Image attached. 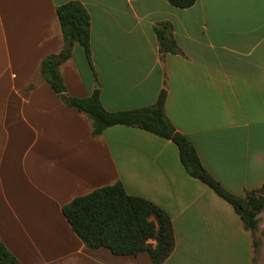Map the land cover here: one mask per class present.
<instances>
[{
    "label": "crops",
    "instance_id": "obj_1",
    "mask_svg": "<svg viewBox=\"0 0 264 264\" xmlns=\"http://www.w3.org/2000/svg\"><path fill=\"white\" fill-rule=\"evenodd\" d=\"M91 19V62L75 43L59 67L67 94L95 90L108 112L149 107L167 119L205 170L246 198L264 189V0H0V241L20 264H153L147 254L87 248L63 215L74 199L122 183L170 217L175 248L162 264H264V213L247 230L233 206L184 168L175 143L134 127L93 134L41 65L64 48L57 7ZM170 24L177 53L156 28ZM258 240V248L255 245Z\"/></svg>",
    "mask_w": 264,
    "mask_h": 264
},
{
    "label": "trees",
    "instance_id": "obj_2",
    "mask_svg": "<svg viewBox=\"0 0 264 264\" xmlns=\"http://www.w3.org/2000/svg\"><path fill=\"white\" fill-rule=\"evenodd\" d=\"M168 1L175 8L188 9L197 0ZM56 12L63 33L64 48L59 54L49 55L43 60L41 72L59 98L91 118L95 136L103 134L109 127L126 126L175 143L187 173L231 204L245 228L255 234L258 217L264 213V196L260 192H252L244 199L239 198L228 192L205 170L191 141L179 133L167 119L164 91L155 104L123 112L105 110L98 90L85 99L72 98L67 94L59 67L71 57L75 43L85 49L91 62V19L86 8L79 2L61 5ZM170 27L169 23H164L156 28L163 53L178 51L177 43L170 34ZM63 215L74 233L92 250L106 248L114 255L128 257L147 254L153 264H162L175 248L174 230L169 215L155 203L129 195L120 182L74 199L63 207ZM258 244V240H255L257 248ZM0 264H20L1 241Z\"/></svg>",
    "mask_w": 264,
    "mask_h": 264
},
{
    "label": "water",
    "instance_id": "obj_3",
    "mask_svg": "<svg viewBox=\"0 0 264 264\" xmlns=\"http://www.w3.org/2000/svg\"><path fill=\"white\" fill-rule=\"evenodd\" d=\"M261 195L264 196V189L262 190Z\"/></svg>",
    "mask_w": 264,
    "mask_h": 264
}]
</instances>
